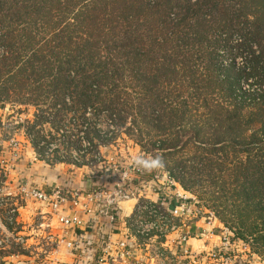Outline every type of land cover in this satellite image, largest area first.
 Returning a JSON list of instances; mask_svg holds the SVG:
<instances>
[{
	"label": "rangeland",
	"instance_id": "rangeland-1",
	"mask_svg": "<svg viewBox=\"0 0 264 264\" xmlns=\"http://www.w3.org/2000/svg\"><path fill=\"white\" fill-rule=\"evenodd\" d=\"M134 1L135 3L129 0H70L69 4L62 10L58 20V23H61V30H64V36H74L75 33V37L70 38L78 44L77 46L72 42L68 43L70 52L62 59V63L71 61L72 65L64 68L65 71L71 76L75 75L76 72L92 75L95 69L103 68V64L96 65L94 60L89 61L90 56L94 57L95 55L96 59H100L103 63L107 62V57H112L114 64L112 63L109 74L114 76L117 82L115 86L127 93V103L123 102V98L118 96V93L114 94L118 98L113 102L115 105L110 110L108 118L102 114L101 116H93L91 110H87V114L83 115L84 119L78 120L77 115H81L83 111L74 108L73 112L68 115L66 122H61L63 127L57 125L58 128L62 129L59 134H55L50 129L51 121L47 118L46 125L37 126L30 132L31 142L35 140L39 142L41 147V153L37 154L32 149L29 139L24 135V131L27 128V122L32 120L34 112L38 113V109L36 110L31 106H11L9 104L1 106L0 104V194L11 192L9 188L14 177L12 172L15 170L20 173L15 178L17 181H27L43 187L54 184L59 187L69 185V187L67 186L69 189H81L83 183L87 182L90 185L94 183L99 186L118 182L123 191L132 192V198L137 195V191L133 190L132 182L135 178L147 179L151 173L156 171L166 172L175 179L181 180L184 187L179 184L180 187L194 197L197 208L211 218L213 238L227 232L234 237L238 235L242 239V241L238 239L244 244L242 253L238 252L235 246L232 254L235 255L236 259L229 264H262L264 262V199L258 200L257 191L254 188H249L247 182H243L242 177H246L250 168L259 167L258 163L263 161L264 155L252 148L245 149L235 145L240 140H233L232 142L235 143L226 142L223 145V138L216 140L215 146L205 147L203 152L197 151L190 145H195L193 141L187 142L189 146L183 147L184 151L178 155L175 154V151L169 152L174 142H162L158 137L172 134L173 140L177 129L174 131L171 127L168 128L167 117L160 112L159 118L157 114L159 110L157 112L154 108L151 110L148 98L143 100L138 97L139 89L143 88L156 91L157 96L167 98L168 101L185 100L188 105V110L185 108V111L196 113L201 120H204L205 112L202 107L205 103L211 106L213 102H217L227 106L233 104L237 107L240 106L241 102L247 104L252 96H245V94L238 92L242 80L238 89L232 88L229 80V77L234 75L230 72L237 73L246 68L242 57L239 56L231 61V56L227 51L228 47H232L236 41H239L241 31L238 27L233 29L231 27L226 31L227 35L221 31L215 32L212 39L217 40V47L214 48L217 51H215L213 60L208 59L204 66V55L200 51L207 45L208 37L207 40L205 38V40L198 42L197 45L199 46H195L190 31L196 24H205L199 16H193L183 9L184 6L187 7V0ZM240 1L230 0L229 4L237 8ZM243 1L249 7L252 6L251 1ZM178 2L181 3L180 9H177L176 6ZM197 2L191 0L190 4L195 5ZM46 3L47 0H30L28 2L18 0L12 5L15 4L16 8L19 9L32 10L35 4L45 5ZM12 5L6 8H12ZM171 5L174 8H171ZM254 5L260 6L261 4L257 2ZM140 7L144 8L145 13L140 12ZM195 7L193 6V9ZM154 10H156V14H152ZM39 13H32L26 18L10 14L4 24V33L11 27L22 32H25L26 29H34L36 25L33 24L34 21L37 22L36 17ZM217 18L212 17V22ZM209 21L211 23V19ZM42 23L39 22L37 26L47 27L46 30L33 33L47 41L50 39L47 35L52 33L55 28L47 26L44 20ZM241 23H243V28L250 27L243 19H241ZM116 31L137 32L140 36L145 37L143 38L141 53L149 52L157 63H162L167 56L170 59L168 64L171 72L158 73L159 76L156 68L143 67L141 74H144L145 78L138 79L135 75L138 67L133 64L134 59L126 64L117 59L115 52L112 51L108 54L105 49H102L103 45H107L113 37L112 33ZM87 33L90 39L85 38ZM220 35L223 36L220 37ZM97 37L99 38L97 39ZM2 38L3 34L0 31V58L6 57V52H8V43L7 41L6 44L3 43ZM44 41L40 45H43ZM49 42V45L48 43L44 44L42 48L57 46L55 39L53 42L52 40ZM14 44V51L21 55L24 54L23 45L27 47V50L31 48L30 44L22 45L21 40H17ZM108 46L109 49H114L117 45L108 44ZM63 51L66 52L67 50L63 48ZM170 51L176 54H181V51L185 52L186 61L183 59L182 61L187 62V70L178 63L181 57L170 54ZM241 52L243 53V50ZM78 53H82V56L80 57ZM60 66L62 67V65ZM202 66H204V72ZM228 71L229 76L222 79ZM218 82L220 83L218 84L220 90L215 89ZM28 87L32 89L38 86L29 83ZM258 87L260 85L253 82L243 85V89L245 88L251 93L253 89L256 90ZM42 88L49 90L44 86ZM110 88L119 91L113 85ZM200 105L203 106L199 107ZM57 108L59 109V106ZM165 108L160 107L161 110H165ZM186 120L189 121V124H193L197 119L187 117ZM33 124L35 123L33 122ZM205 124L213 128L209 122ZM225 126L226 124L223 125V127ZM88 131L98 136L94 140V143L98 145L97 149L90 145V136L86 134ZM204 132H207L209 139L213 138L210 136L213 135V131L204 130ZM223 134L224 132L219 131L218 136L222 137ZM39 135L40 137L37 138ZM66 137H70L69 140ZM230 138L232 139V137ZM59 141H67L66 146L71 150L57 153ZM181 141L183 142L184 139ZM166 147L169 148L165 150ZM163 154L166 156L165 160L162 159ZM180 155H183L184 163L174 167L176 166L174 162ZM157 157L162 162L161 167H145V164H150L151 160ZM138 160H142L144 163H138ZM240 162L242 165L236 164ZM141 172L143 175L140 174ZM6 182L8 183L5 184ZM248 183L249 185L254 184L252 181ZM143 191L145 192L142 194L143 196H147L149 199L153 197L151 191ZM14 199L17 200L18 198ZM17 201L18 203L13 205L15 211L19 209L20 204H24L19 199ZM13 202L14 200L10 199L2 205L0 218H4V210L9 209ZM23 209L27 215H30L28 212L35 210L32 207H23ZM30 220H34V218ZM18 223L22 224L21 222ZM23 226L25 227L26 224ZM187 227H181L178 234H183V232L191 234L193 229L187 230ZM204 227L205 224L202 223L199 230L206 229ZM172 237L175 238V236ZM203 239L189 240L188 247L195 249V245L204 242ZM214 239L217 240L218 238ZM214 239L212 242L209 241L210 246H214L217 242ZM194 241L198 243H193ZM216 245L218 244L216 243ZM169 247L171 248L169 249L167 245H164L162 248L164 250V258L162 259L165 261L164 264L171 262V259L174 258L178 261L177 264H180L179 261H185L184 264L198 263V261L193 263L189 259L183 260L178 251L173 252L175 246ZM218 247L216 246L214 250H218ZM205 250L209 251V247ZM12 251L25 253L22 250L8 249L0 250V256L5 258L13 253ZM155 261L157 259L153 260V263ZM210 261L212 264H220L217 259Z\"/></svg>",
	"mask_w": 264,
	"mask_h": 264
},
{
	"label": "trees",
	"instance_id": "trees-1",
	"mask_svg": "<svg viewBox=\"0 0 264 264\" xmlns=\"http://www.w3.org/2000/svg\"><path fill=\"white\" fill-rule=\"evenodd\" d=\"M26 1L28 2L30 0ZM129 1L135 3L134 0ZM196 1L198 2L194 5L190 4L191 0H187V7L184 6L183 9L193 16H199L204 21L205 25L196 24L190 31L195 46H199L197 43L205 40V38L207 40L208 37L207 45L200 51L204 55L203 65H206L205 63H207L208 59L213 60L215 51H217V49H214L217 47V40L214 41L212 39L214 33L221 31L227 35L226 31L229 28L232 27L233 29L238 27L241 31L239 33V41H236L232 47H228L227 51L229 56H231V61L239 56L242 57L246 68L237 73L230 72V74H234L233 77H229L230 86L238 89L242 80L238 92L245 94V96L251 95V100L247 104L240 101L239 107L233 104L227 106L217 102H213L211 106L205 103L203 104L204 106H199H203L202 109L206 114H204V120H201L196 113L185 111V108L188 110V105L185 100L168 101L167 98L157 96L156 91L143 88L139 89L138 97H141L143 100L148 98V102L151 104L149 105L151 110L153 108L155 112L159 110L157 112L158 117L160 118V112L167 117L166 124L169 126L168 128L171 127L174 131L177 129L173 140L171 138L172 134L158 137L162 142H174L169 152L175 151L176 155L182 153L184 151L183 147H188L187 142L190 141H193L197 146L190 144L194 149L203 152L205 147L215 146L217 143L216 140L223 138V145L226 142L240 140L238 143H232L245 149L252 148L259 154L264 155V0H249L252 3L250 7L241 0L237 8L229 4L230 0ZM16 2L18 0H0V31L3 34V43L6 44V41L8 43L6 57L0 58V104L1 106H5L6 104L11 106H31L36 110L38 109V113L34 112L32 120L27 122V128L24 131V135L29 139L32 149L37 154L41 153V147L39 142L35 140L31 142L30 132L37 126L46 125L47 118L51 121L50 129L55 134H59L62 132V129L58 128V126L63 127L61 122H66L68 115L73 112L74 108L83 111L81 115H77L78 120L84 119L83 115L85 116L87 114V110H91L93 116H101L102 114L105 118H108L110 110L115 105L113 102L117 100L118 96L123 98L124 103H127L128 95L125 90L115 86L117 82L114 76L109 74L112 63L114 64L112 57H107V62L103 63L100 59H96L94 54V57L90 56L89 61L94 60L96 65L103 64V68L95 69L92 75L76 72L75 75L71 76L65 71L64 68L72 65L71 61H64L62 63V59L70 52L68 43L72 42L78 46L74 42V39L70 38L75 37V33L74 36H64V30H61L62 28L60 27L61 23H58L62 10L65 9L70 0H47L45 5L35 4L32 10L16 8L15 4L12 5ZM257 2L261 5L255 6L254 4ZM242 3L243 5H241ZM10 4L12 8H6L7 6H11ZM63 6L64 8H62ZM176 6L177 9H180L181 3L178 2ZM193 6H196L195 9H193ZM171 8H174L173 5H171ZM36 12L40 13L36 17L37 22L34 21L33 25H36L34 29H26L25 32H22L11 27L4 33V24L10 14L20 15L26 18ZM140 12L145 13L143 7H140ZM152 14H156V10L152 11ZM214 16L218 18L212 22V17ZM210 19L211 23L209 21ZM241 19L247 22L250 27L243 28ZM43 20L47 26L55 28L52 33L47 35L50 38L47 41H44L43 37H38L33 33L46 30L47 27L37 26L39 22L43 24ZM112 34L113 37L109 40L108 44L117 46L114 49H109L108 44H105L102 49H105L108 54L112 51L115 52L117 59L126 64L131 59H134L133 64L138 67V71L135 74L138 79L145 78V75L141 74V68L143 67L156 68L157 74L171 72L170 65L168 64L170 63V59L167 56L162 63H157L149 52L141 53L143 50V38L145 37L140 36L139 33L116 31ZM53 35L54 37H52ZM85 38L90 39L88 33L85 34ZM53 39L57 42V46L42 48L44 44L48 43L49 45L50 40L53 42ZM17 40H21L22 45L30 44V50H27V47L23 45L24 54L21 55L15 52L14 42ZM42 41H44V44L40 45ZM83 42L88 43L87 41ZM63 48L67 51L64 52ZM242 50L243 53L241 52ZM78 54L80 57L82 56V53ZM170 54L180 56L181 59L178 63L187 70V62L182 61V59L186 61L184 51H181V54L170 51ZM204 66H202L203 72ZM158 75L160 76V74ZM226 75L222 79L229 76V71L226 72ZM252 82L260 85V87L256 88V90L253 89L252 93L246 91L245 88L243 89L244 84L247 85ZM29 83H34L38 87L29 89L31 88L28 87ZM218 84L220 83L218 82L216 84V90H220ZM112 85L115 89H119V91L112 90L110 88ZM43 86L49 88V90H45L42 88ZM237 89L234 88V90ZM116 93H118L117 97L114 95ZM205 100L208 101V99ZM57 106H59V109ZM160 107L166 108L165 110H161ZM187 117L189 119L196 118L197 120L193 124H189V121L186 120ZM206 122L212 124L213 128L209 125L206 126ZM225 124L226 126L223 127ZM203 129L213 131V135H210L213 138L209 139L207 132H204ZM219 131L224 132L222 137L218 136ZM86 134L90 136V145L97 149L98 145L94 143V140L98 136L91 131H88ZM39 137L40 135L37 138ZM66 138L69 140L70 137ZM182 139H184L183 142L181 141ZM67 143V141H59L57 153L69 152L71 149L66 146ZM180 143L181 145H179ZM168 148L166 147L164 149L167 150ZM163 156L162 159L165 160L164 158L166 156L164 154ZM261 158L263 157L261 156ZM184 160L183 155L178 156L176 162H174L176 164L174 167L183 164ZM236 164L242 165L241 162ZM258 166L254 169L250 168L246 177L244 178L243 176L242 179L243 182H247L249 188H254L257 191V199L259 200L260 198L264 199V158L262 162L258 163ZM170 177L174 181L177 180L175 182H179L178 184L184 187L180 179ZM249 181H252L254 184L249 185ZM235 238L242 241L238 235Z\"/></svg>",
	"mask_w": 264,
	"mask_h": 264
},
{
	"label": "built area",
	"instance_id": "built-area-1",
	"mask_svg": "<svg viewBox=\"0 0 264 264\" xmlns=\"http://www.w3.org/2000/svg\"><path fill=\"white\" fill-rule=\"evenodd\" d=\"M132 182L137 191L134 198L118 182L103 186L91 183L88 189L56 186L45 191L34 183L19 181L15 191L0 194V208L14 198L31 205L36 210L34 220L25 227L33 230L42 250L74 257L75 264H147L155 259L164 264V245L169 249L175 246L183 260L193 263L217 259L220 264H229L236 259L234 247L241 251L244 244L227 232L214 237L218 245L209 251L201 253L188 247L191 239L212 242L213 223L197 208L194 197L168 173L156 171L147 179L135 178ZM143 190L151 191L153 197L143 196ZM13 205L0 218V250L24 252L29 247L27 235L23 234L24 226L18 223L19 212ZM194 221H202L206 229L200 231L197 227L194 235L178 234L181 227ZM52 222L55 233L51 232ZM216 246L218 250H214ZM167 264L177 261L174 258Z\"/></svg>",
	"mask_w": 264,
	"mask_h": 264
},
{
	"label": "crops",
	"instance_id": "crops-1",
	"mask_svg": "<svg viewBox=\"0 0 264 264\" xmlns=\"http://www.w3.org/2000/svg\"><path fill=\"white\" fill-rule=\"evenodd\" d=\"M12 174L14 177L11 181H13V182L9 188V190H11V192L15 191V187H16L17 183L20 181V180L17 181L15 179L18 175H20L19 172L17 173V170L12 172ZM14 179H15V181H14ZM7 183L8 182H6L5 184H7ZM38 186L41 187L42 189H44L45 191H50L51 188L56 187L54 184L49 185L48 187H45V186L43 187L41 185H38ZM67 186L69 187V185H66V187ZM82 186H84L82 188L88 189V186L90 187L91 185L88 184V182H87V183H83ZM12 187H13V189H11ZM13 200H14V202H13L14 204L16 202L18 203L17 200H15V199H13ZM23 207L31 208L32 206L29 204H20L19 209H18V212L20 215H19V217H17V220L22 223L21 225H23V224L29 225L30 219L34 218L35 213L28 212V213H30V215H27L24 212L25 209H23ZM52 224H53V229L51 232L55 233L56 232L55 231L56 225H54L53 222H52ZM200 225H202V221L191 222V223H189L187 230L190 228L193 229L191 231V234L194 235V233L196 232V228L200 227ZM21 228L24 231L23 234L27 235L29 247L26 250H24V252H25L24 254H22V253H19V254L11 253L9 256H7L5 258H2V256H0V264H75L76 260L74 259V257H70V256H67V255H64L61 253H58V254L54 253L53 254L51 252L50 253L44 252L41 248L39 239L35 236V233H33V230H28V227H21ZM191 240L193 241L194 239H191ZM214 240H215V242L217 241L216 239H214ZM196 242L197 241H194L193 243H196ZM216 243H215V245H216ZM215 245L210 246L209 241L208 242L204 241V242H201V243H198L197 245H195V249H193V250H198V252H201V251H205V248H207V247H209V250H210L213 247H215ZM173 252H176V251L173 250ZM238 252L242 253L240 250H238ZM201 253H203V252H201ZM179 263L184 264L185 261H179ZM147 264H161V263L158 260L155 261V263H153V260H152V261H148ZM188 264H190V263H188ZM197 264H212V263L209 259H202V260L198 261Z\"/></svg>",
	"mask_w": 264,
	"mask_h": 264
},
{
	"label": "clouds",
	"instance_id": "clouds-1",
	"mask_svg": "<svg viewBox=\"0 0 264 264\" xmlns=\"http://www.w3.org/2000/svg\"><path fill=\"white\" fill-rule=\"evenodd\" d=\"M138 163H144V161L142 160H138ZM162 166V162L160 160V158H155L153 160H151L150 164H145V167H161Z\"/></svg>",
	"mask_w": 264,
	"mask_h": 264
}]
</instances>
